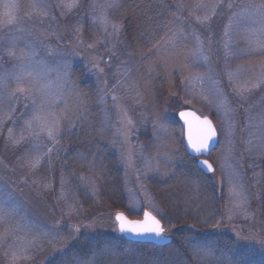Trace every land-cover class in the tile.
<instances>
[{"label":"rangeland","instance_id":"374dc122","mask_svg":"<svg viewBox=\"0 0 264 264\" xmlns=\"http://www.w3.org/2000/svg\"><path fill=\"white\" fill-rule=\"evenodd\" d=\"M3 2L0 0V4ZM15 2L19 5L17 16L21 23L15 27L0 25V77H7L6 85L0 84V217H3L0 220V264H42L69 245L79 225L110 213L115 220V214L122 211L110 212L107 207L103 208L106 204L101 201L100 180L94 172H82L73 165L66 168L63 164L62 137L72 132L73 124L78 122L74 98L69 102L73 112L69 120L63 121L64 131L56 137L55 143L46 133L38 137L27 131L22 133L25 121L33 114L32 99L9 93L16 87L12 74L19 70L18 57L32 49L38 52L32 70L44 73L45 78L52 81L53 92L57 90L56 78L64 71L65 62L71 78L77 70L90 80L85 90L92 91L98 105L94 111L98 115L92 114L95 122L91 121L96 138L102 139L103 146H108L107 151L118 164L124 193L123 201L120 198L118 201L120 206L137 217L148 210L170 218L187 197L190 191L187 189L196 185L188 178L191 173L187 169L192 168L190 161L179 148L183 132L176 118L178 111L190 108L201 116L211 117L218 131V145L209 155L215 171L207 180L223 188L224 217L207 233L231 234L257 246L256 250L263 251L260 256L264 257V248L258 247L264 246L260 206L264 85L243 91L261 74L264 64V55L249 54V49L257 42L264 41V34L253 22L256 18L249 17L245 11H252L262 0L194 3L190 16L182 20L176 33H181L178 44L185 43L186 50L175 47L179 57L161 55L166 65L163 69L156 65L154 69V74L160 75L159 82L167 88L164 92L155 91L156 76L149 79L152 86L142 79L124 23L116 18L118 8L104 7L111 0H76L78 6L71 10L63 7L62 0ZM214 3L220 6L213 13ZM198 4L208 7L197 8ZM102 7L108 21L106 28L98 18ZM37 9L47 15H40ZM234 13L240 15L233 16ZM205 15L211 17L210 22L197 20ZM230 18L231 26L225 35ZM180 19L178 14L177 20ZM113 23L121 26L118 34L113 33ZM197 35L204 41V54L209 56L206 65L194 64L190 56ZM225 42H229V50L234 55L226 57ZM89 44L93 47L89 48ZM157 56L156 64L162 61ZM185 56L189 58L185 60ZM184 63L191 65V70L183 69ZM126 70L128 74L124 75ZM65 95L72 94L66 91ZM113 96L117 97L115 101ZM92 103L89 101L90 105ZM63 108L61 103L57 111ZM22 134L24 139L19 144L13 143V139L18 140ZM36 157H40V164L33 168L30 161ZM192 169L197 177L207 175L202 170L200 173ZM230 177L232 184L242 185L238 190L246 197L247 215L234 209L229 195ZM165 234L172 236V231L167 228ZM21 248L27 251L21 252ZM14 252L21 258L13 260Z\"/></svg>","mask_w":264,"mask_h":264},{"label":"trees","instance_id":"16d2710c","mask_svg":"<svg viewBox=\"0 0 264 264\" xmlns=\"http://www.w3.org/2000/svg\"><path fill=\"white\" fill-rule=\"evenodd\" d=\"M197 1L200 0H121L122 6L118 7L116 18L124 23L128 33L126 36L131 42V51L136 56L134 58L137 60V69L142 70L141 77L144 82L152 86L149 79L157 77L158 82L153 83L155 91L164 92L167 90L159 82L158 72L154 74L156 65L161 69L166 65L161 55L167 54L164 53L163 43L158 50L153 49V45L157 41H161L162 37L167 39L166 33L169 36L171 33H177L178 27L182 26V20L184 21L190 16V7ZM178 14L181 15L180 21L177 20ZM180 34H176L175 47H178V50H186L185 43L181 41L178 44ZM149 49L153 50L149 52ZM156 55H158L157 58L162 59L158 64H156L157 60L154 61ZM144 70L145 72H143ZM71 79V86L79 93V100L83 104V108L76 110L78 114L83 113V116L73 126L72 132L62 137L63 164L66 168L73 165L81 168L82 172H94L100 180L101 201L106 204L103 208L107 207L110 212L122 210L130 217L136 218L137 215L129 212L128 208L120 206L118 201L119 198L124 199V193L119 182L118 164L112 154L107 151L108 146H103L102 139L96 138L92 123L95 122L93 119L96 117L92 118V114L98 115L94 113L98 105L92 91L89 93L88 90H85L87 84L90 86L91 82L79 75L77 70L74 71ZM89 101L93 103L90 105ZM180 145L179 148L185 153L186 159L190 161L189 165L197 172L202 173L198 167H195L197 166L196 158L186 153L182 142ZM262 166L260 206L262 235L264 236V162ZM192 168L187 169L191 173L188 178L190 181L196 182V185L187 189L190 191H185L187 197L181 202L182 205L176 207V213H172L170 218L167 215L166 217L157 215L166 229L172 231L170 244L157 247L149 243L126 240L118 234L114 227L115 220L109 212L108 215L104 214L102 217L79 225L69 245L42 264H90V262L91 264H264V257L260 256L263 251H257V246L249 245L231 234L207 233L224 217L223 188L218 183H210L207 180L210 175L197 177ZM202 196H205L206 199L204 200ZM122 199L120 201H123ZM197 209L200 210L197 211ZM258 247L264 248V246Z\"/></svg>","mask_w":264,"mask_h":264},{"label":"snow or ice","instance_id":"6c2138e0","mask_svg":"<svg viewBox=\"0 0 264 264\" xmlns=\"http://www.w3.org/2000/svg\"><path fill=\"white\" fill-rule=\"evenodd\" d=\"M63 7L71 10L77 7L76 0H66L63 2ZM121 0H111L108 3L106 8H118L121 7ZM219 3L212 4L213 13L219 7ZM33 9H36L37 6L35 4L32 5ZM95 7V4H93ZM104 7L101 8V13L99 15L100 22L107 27L108 21L106 18V14L104 12ZM206 8L208 5L206 4H198L197 8ZM228 7L231 8L232 4L229 3ZM0 25L6 27H15L20 24L21 21L17 16V12L19 10V5L15 2V0H4L2 4H0ZM40 15H47V12L40 11L37 9ZM249 17H255L256 19L253 21L258 25V31L261 34H264V0L259 5H254L252 7V11L245 10ZM242 14V13H241ZM240 15L234 13L233 16ZM93 19H97L94 17ZM231 19L229 25L226 26L225 35H228V29L231 26ZM197 20L201 23L210 22L211 17L209 15H205L202 19L197 17ZM121 26L113 23L112 29L113 33L118 34ZM22 30V29H20ZM79 31V29H77ZM181 31H183L181 29ZM167 39L164 37L161 38V41H157L156 44L153 45V49H159L161 44L163 43L165 46V51L168 56H176L179 57L180 53L176 51L175 48V37L176 33H171L169 36L168 33L165 34ZM209 51L212 46L211 35L207 38ZM89 48L93 47L92 44L88 45ZM225 55L232 56L234 55L229 50V42H225ZM153 49H149L151 52ZM170 49V51H169ZM204 41L201 40L200 36H195V47L190 51V56L194 58L195 62H200L206 65L209 61V56L204 54ZM254 52H259L261 55H264V41H259L256 43L254 48L249 49V54ZM9 55H15L13 52H9ZM38 55V52L35 49H32L28 53H22L18 59L20 60L19 70L17 73L12 74V79L16 83V87L9 93L10 96H16L18 93L23 94L28 98L32 99L33 104V114L32 116L25 121L23 131H27L30 135L39 136L41 133H46L48 138L51 139L54 143L56 142V137H58L62 131H64L62 127V123L65 120L70 119V113L73 112V108L69 107V102L75 98V107L76 109L83 108V104L79 100V93L72 88L70 84L71 73L69 71V65L67 62L64 64V71L58 73L57 75V90L53 92L52 90V81L47 80L45 78L44 73L42 72H34L32 70V64L34 63V58ZM189 56H185L184 59L187 60ZM95 67V65H94ZM183 69L191 70V65L184 63L181 65ZM261 74L251 82L243 91H250L251 89H257L264 85V64L261 65ZM102 72L103 69H100ZM127 70L124 72V75H127ZM7 83V77H0V84ZM215 83V82H213ZM68 92L72 95H65V92ZM112 99L115 101L117 99L116 96H113ZM63 103L64 108L61 111H57L59 105ZM27 107V106H26ZM180 117L183 119L184 126L186 127V139H187V147L191 150L194 155L203 154L209 151L211 142L217 137V131L213 126L212 121L204 116L201 118L197 116L194 112H180ZM83 113H80L75 116V119H82ZM128 123H131L129 120ZM74 126V124H73ZM11 129H9V133L11 134ZM24 139V135L22 134L20 138L13 139V143L19 144ZM231 143V141H229ZM35 147V146H34ZM51 151V149H49ZM31 167L35 168L40 164V157H36L35 159L30 161ZM199 164L205 166L206 171H213V166L207 160L199 161ZM229 183L232 184V178H229ZM242 189V185L232 184L229 188V195L232 197V203L234 209L242 211L247 215L246 209L244 208V204L246 203V197L243 195L242 191L238 190ZM231 211V210H230ZM143 220H128L122 212H117L115 215V219L119 224V230L121 232H131L136 235H145V234H154L159 237L164 235V229L161 227L160 221L153 216L150 212H144ZM0 220H3V217H0ZM264 243V240L261 241ZM21 252H26V248H21ZM13 260L19 259V257L15 252L13 253ZM27 258V257H23ZM91 264V262H90Z\"/></svg>","mask_w":264,"mask_h":264},{"label":"water","instance_id":"95a60500","mask_svg":"<svg viewBox=\"0 0 264 264\" xmlns=\"http://www.w3.org/2000/svg\"><path fill=\"white\" fill-rule=\"evenodd\" d=\"M188 111L196 113V115H197V116H200L201 118L204 117V116L199 115L195 110L190 109V108H185V109H181L180 111H178V113H177V118H178V120L180 121V123H181V125H182V129H183V145H184V148H185L186 152H187L190 156L198 157V158H199L198 161H197V165H198V167H199V168H200L205 174H211V173H213V172L215 171V168H214L212 162L208 159V156H209V155H210V154L216 149V147H217V145H218V131H217V128H216V126H215V124H214L213 119H212L211 117L207 116V117L212 121L213 126L215 127V129H216V131H217V137L211 142V144H210V148H209V151H208V152L203 153V154H199V155H194V154L191 152V150L187 147V139H186V131H187V129H186V127L184 126L183 119H182V118L180 117V115H179L180 112H188ZM203 160H207L210 164H212V166H213V171H211V172L206 171L205 166H203V165H201V164L198 163L199 161H203ZM145 211L150 212V211H148V210H145ZM145 211H143V213L141 214V216H140V217H137V218H132V217L128 216V215H127L125 212H123V211H120V212H122V213L124 214V216H125L128 220H143V219H144V215H143V214H144ZM150 213H151L153 216H155V217L160 221V223H161V227L164 229V233H165V228H164V226H163L162 221H161V220H160L155 214H153L152 212H150ZM115 215H116V214H115ZM115 221H116V219H115ZM116 223H117V232H118V234L121 235V236H123L126 240L131 241V242L149 243V244H153V245H155V246H157V247H164V246L170 244L171 241H172V237H171L170 235H166V234L157 237V236H155L154 234L136 235V234H134V233L127 232V231H125V232H121V231L119 230V224H118L117 221H116Z\"/></svg>","mask_w":264,"mask_h":264}]
</instances>
